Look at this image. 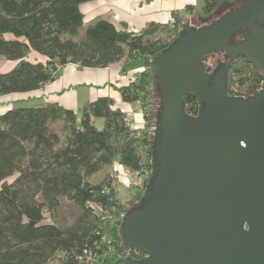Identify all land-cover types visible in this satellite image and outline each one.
<instances>
[{
  "label": "trees",
  "instance_id": "obj_1",
  "mask_svg": "<svg viewBox=\"0 0 264 264\" xmlns=\"http://www.w3.org/2000/svg\"><path fill=\"white\" fill-rule=\"evenodd\" d=\"M90 1L0 0V58L17 62L0 72V96L37 91L68 64L107 68L127 56L144 58L146 68L120 88L123 102L147 105L156 92L152 58L176 40L184 17L175 16V27L151 22L136 34L105 18L87 24L80 7ZM220 1L206 0L204 14H212ZM33 52L45 61L30 59ZM263 84L264 72L244 57L228 70L230 94L239 89L247 97ZM185 102L190 114H198L194 97L186 95ZM155 120L147 111L146 123ZM153 139L148 129H133L110 97L79 111L47 103L0 115V264H123L116 219L128 209L110 175L94 179L118 163L145 175L146 188ZM143 192L138 189L131 207ZM64 200L79 211L69 225L57 222Z\"/></svg>",
  "mask_w": 264,
  "mask_h": 264
},
{
  "label": "water",
  "instance_id": "obj_2",
  "mask_svg": "<svg viewBox=\"0 0 264 264\" xmlns=\"http://www.w3.org/2000/svg\"><path fill=\"white\" fill-rule=\"evenodd\" d=\"M231 4L238 7L221 15ZM220 9L184 18L176 40L152 58V171L122 218L124 264H264V84L247 97L228 86L239 57L264 72V0ZM218 52L227 60L218 54L209 71L204 58Z\"/></svg>",
  "mask_w": 264,
  "mask_h": 264
},
{
  "label": "crops",
  "instance_id": "obj_3",
  "mask_svg": "<svg viewBox=\"0 0 264 264\" xmlns=\"http://www.w3.org/2000/svg\"><path fill=\"white\" fill-rule=\"evenodd\" d=\"M199 0H94L81 5L84 21L88 24L98 18L112 21L119 28L139 34L149 23L167 24L172 15L185 19L197 14ZM202 18L211 15L198 13ZM203 14V15H202ZM30 59L45 61L35 52ZM17 62L0 58V72L11 70ZM144 58L130 59L127 56L107 68H78L74 64L60 67L58 77L43 88L30 93H15L0 96V115L16 107L41 106L56 103L67 109L79 111L81 107L101 97L112 98L116 106L130 110L123 102L120 88L126 86L145 69ZM126 112V111H125ZM130 117L135 124H142L141 113Z\"/></svg>",
  "mask_w": 264,
  "mask_h": 264
},
{
  "label": "rangeland",
  "instance_id": "obj_4",
  "mask_svg": "<svg viewBox=\"0 0 264 264\" xmlns=\"http://www.w3.org/2000/svg\"><path fill=\"white\" fill-rule=\"evenodd\" d=\"M233 1H235V0H221L219 8H221L226 2H233ZM205 2H206V0H199V4H198L199 7H197L198 13L202 12V10L205 6ZM172 16H174V15H172ZM167 24L169 25L168 21H167ZM169 26H171V25H169ZM83 34H84V32L82 31L79 35L75 36V38H79L80 36H83ZM218 54H221L222 58H224L222 53L218 52V53H214V54L208 56L206 59L207 65L210 66L212 69H213L214 59ZM225 61H226V59H225ZM152 94H154V91L152 92ZM152 94L148 98L146 106H143L142 104H139V103L129 104V105H127V107L130 106L131 110H133V111L131 112L128 109L124 110V111H126L127 118L130 120L133 119V118H130L134 114L133 112L141 113L143 116V122L141 125L135 124V122L133 120H131L133 129L138 128V129H141L142 131L145 129H148V130L151 129L149 126H147L148 123H146V113H147V111H151V110L156 111V109H153L151 107V105L158 106V104H156L157 101H152V100H157V97L153 96ZM153 120H155L154 117H153ZM148 133L153 134L151 131H148ZM109 175H110V178L112 180V184H114V186L116 187L118 197L125 204L126 208H128L129 205H132V201L133 202L136 201L138 189L141 190L142 192L145 190V187H144V183L146 181L145 175L137 173V172H133L130 169L125 168L118 163H114V165L112 167L107 169L105 172L101 173L96 178V180L94 179V181L101 180V178H105L106 176H109ZM14 178L15 177H11L9 179V181H13ZM78 213H79V211H78L76 204H74L71 201L64 200L63 205H62V209L59 211L57 222L61 221L62 223L69 225L73 221H75V218L77 217Z\"/></svg>",
  "mask_w": 264,
  "mask_h": 264
},
{
  "label": "built area",
  "instance_id": "obj_5",
  "mask_svg": "<svg viewBox=\"0 0 264 264\" xmlns=\"http://www.w3.org/2000/svg\"><path fill=\"white\" fill-rule=\"evenodd\" d=\"M168 23H169V25H171L172 27H175V25H176V23H177V19H176V17L175 16H171L169 19H168ZM243 91H240L239 89H236L235 90V92H234V95L235 96H243V97H246V96H244L243 95ZM231 95H233V94H231ZM128 119V118H127ZM128 121H129V124L131 125V127H133L132 126V123H131V120L130 119H128ZM93 206V208H97V209H99V210H101V207H99V206H96V205H92ZM124 214H125V212H122L121 213V215H120V220H119V218H117L116 220L117 221H121L122 222V218L124 217ZM110 242V241H109ZM121 248H122V245H121ZM130 254L133 256V257H135V258H137V259H141V258H143L146 254L145 253H143V252H141V251H139V250H133L132 252H130ZM128 255V253L122 248V252H120L119 253V257L121 258V259H123L124 258V260H123V264H124V261H125V259H126V256Z\"/></svg>",
  "mask_w": 264,
  "mask_h": 264
},
{
  "label": "flooded vegetation",
  "instance_id": "obj_6",
  "mask_svg": "<svg viewBox=\"0 0 264 264\" xmlns=\"http://www.w3.org/2000/svg\"><path fill=\"white\" fill-rule=\"evenodd\" d=\"M236 4H231L226 9L223 8V10L219 8L220 7V4H219V6L216 8V10L212 14H210V15H213V14L215 15L219 11V9L222 11V13H221V15H222L223 13L229 11L230 9L238 7ZM224 9H225V11H224ZM222 55L224 56V53H222Z\"/></svg>",
  "mask_w": 264,
  "mask_h": 264
}]
</instances>
